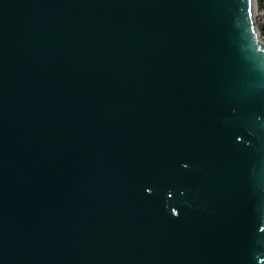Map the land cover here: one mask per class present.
Listing matches in <instances>:
<instances>
[{
	"label": "water",
	"instance_id": "95a60500",
	"mask_svg": "<svg viewBox=\"0 0 264 264\" xmlns=\"http://www.w3.org/2000/svg\"><path fill=\"white\" fill-rule=\"evenodd\" d=\"M261 261L256 0H0V264Z\"/></svg>",
	"mask_w": 264,
	"mask_h": 264
},
{
	"label": "rangeland",
	"instance_id": "374dc122",
	"mask_svg": "<svg viewBox=\"0 0 264 264\" xmlns=\"http://www.w3.org/2000/svg\"><path fill=\"white\" fill-rule=\"evenodd\" d=\"M256 24L259 29L264 26V6L259 7V0H256ZM261 38L264 40V36L262 34Z\"/></svg>",
	"mask_w": 264,
	"mask_h": 264
},
{
	"label": "trees",
	"instance_id": "16d2710c",
	"mask_svg": "<svg viewBox=\"0 0 264 264\" xmlns=\"http://www.w3.org/2000/svg\"><path fill=\"white\" fill-rule=\"evenodd\" d=\"M264 6V0H259V7ZM261 34L264 36V26L260 27Z\"/></svg>",
	"mask_w": 264,
	"mask_h": 264
},
{
	"label": "snow or ice",
	"instance_id": "6c2138e0",
	"mask_svg": "<svg viewBox=\"0 0 264 264\" xmlns=\"http://www.w3.org/2000/svg\"><path fill=\"white\" fill-rule=\"evenodd\" d=\"M184 167H185V168H187V167H188V165H187V164H185V165H184ZM148 191H151V188H149V189H148ZM261 264H264V261H261Z\"/></svg>",
	"mask_w": 264,
	"mask_h": 264
}]
</instances>
